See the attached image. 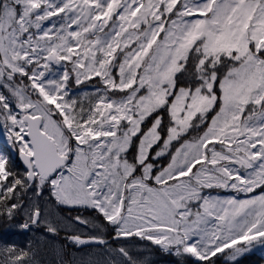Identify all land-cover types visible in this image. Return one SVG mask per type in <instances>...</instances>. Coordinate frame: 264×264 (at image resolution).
Segmentation results:
<instances>
[{
	"label": "snow or ice",
	"instance_id": "1",
	"mask_svg": "<svg viewBox=\"0 0 264 264\" xmlns=\"http://www.w3.org/2000/svg\"><path fill=\"white\" fill-rule=\"evenodd\" d=\"M0 145V230L43 234L0 264H152L137 239L239 264L264 246V0H0Z\"/></svg>",
	"mask_w": 264,
	"mask_h": 264
},
{
	"label": "rangeland",
	"instance_id": "2",
	"mask_svg": "<svg viewBox=\"0 0 264 264\" xmlns=\"http://www.w3.org/2000/svg\"><path fill=\"white\" fill-rule=\"evenodd\" d=\"M0 146H2V145H0ZM215 194H217V192H216V190H213V195H215ZM219 194L221 196H226L229 193L224 191V190H220ZM74 213H76V212H74ZM65 215H68V213H65ZM84 215H88V213L85 212ZM89 218L91 219V217H89ZM34 235L40 236L43 234L42 233H40V234L19 233L16 230H9L7 232H3L2 230H0V238L7 240L9 242H15L16 244L21 245V246L25 245L30 238H33ZM148 243L149 242H147V241L136 240L135 243L132 245V252L134 254L142 253L143 256L148 257L152 261V264H171V261L173 259L166 257L162 253L155 251L156 246H151V248H146L145 245H147ZM113 246L115 247L117 245H113ZM249 253H257L262 258H264V246L256 245L249 252H247L245 254H249ZM52 258H53L52 254L50 252L45 257L46 260H49ZM100 258L101 257L97 253V249H92L91 253L76 254V255H71L70 257H64V259L66 261H73V262H75V264H80L81 261L87 262L89 259L99 260Z\"/></svg>",
	"mask_w": 264,
	"mask_h": 264
},
{
	"label": "trees",
	"instance_id": "3",
	"mask_svg": "<svg viewBox=\"0 0 264 264\" xmlns=\"http://www.w3.org/2000/svg\"><path fill=\"white\" fill-rule=\"evenodd\" d=\"M171 259H175L171 257ZM239 264H264V258L257 253H249L238 258ZM219 264H225V261L221 258Z\"/></svg>",
	"mask_w": 264,
	"mask_h": 264
},
{
	"label": "flooded vegetation",
	"instance_id": "4",
	"mask_svg": "<svg viewBox=\"0 0 264 264\" xmlns=\"http://www.w3.org/2000/svg\"><path fill=\"white\" fill-rule=\"evenodd\" d=\"M62 215H65V213L63 212ZM37 234H40V233L38 232ZM62 236H63V233L61 234V239L59 241L60 243H63ZM109 242L111 243V241H109ZM92 249H97V248L95 246L94 247H86V248H77L75 246H69L68 249L66 250L65 257H70L71 255H76V254L91 253Z\"/></svg>",
	"mask_w": 264,
	"mask_h": 264
}]
</instances>
